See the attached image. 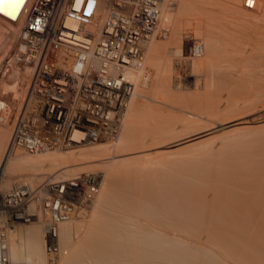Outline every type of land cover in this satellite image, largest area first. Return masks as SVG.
Masks as SVG:
<instances>
[{
  "label": "bare ground",
  "instance_id": "obj_1",
  "mask_svg": "<svg viewBox=\"0 0 264 264\" xmlns=\"http://www.w3.org/2000/svg\"><path fill=\"white\" fill-rule=\"evenodd\" d=\"M29 1L30 0H21V2L18 4V6H15V7H9V8H6L5 10L3 11H0V14L3 15L4 17L3 18H8L10 20H13V24L14 25V33L16 34L19 26H21L20 24L26 19L27 17V14H28V6H29ZM162 2H166V0H163ZM171 5L175 6L176 7V16L172 19L171 21V33L169 36H167L169 38L168 42H172L174 41V39L178 36L179 37V41H176V42H172L173 45L171 46H167L168 48L167 49H162L163 47L160 46L159 43L162 44V42H160V40L158 42H156L155 44L152 43L153 40L151 39L152 38V35L147 37V38H142L139 40V46H140V50H141V55H142V59L137 63H135L133 66H132V69H137V70H141V66L143 64V66L146 64L143 63V53L147 59V61L149 62L150 61V64L152 63L151 61H153V64L156 62L157 65L156 67L155 66H152V64L150 65L147 61V63L150 65V67H154V68H157V74H154L155 76L157 75V77L159 76V80H157L158 78H156V82L158 84V86L153 89L157 90L159 93L158 95H160L161 98H158L154 97V95L152 96L151 93H147V94H143L141 91V89H138L137 87H134V83H133V89L131 91V94L128 98V102H127V105L126 107L124 108V112H122L124 115L123 116V126H122V129H121V132H119L120 136L118 135V141L120 143H123V145H127V142L130 144V146H132L133 148L134 147H138L140 146V150L135 148V151H137L136 153H133L135 151H133L134 149L132 147H128V148H132V149H127L129 153L131 154H127L126 156L125 153H124V150L123 153V156L120 154V158L117 156L116 159L115 157L113 158V162H111L112 164L111 165H108V167L106 168L107 170V182L106 183H100L99 187L96 189L97 192L94 193L93 195V198L91 199V202H90V209L89 211L86 213V215H84L85 217H87V224H86V234L83 236V237H77L75 240L72 241L71 239V236H70V240L68 239L69 238V235H68V232L70 229L68 230L70 224L72 221L74 220H70L69 219H64V220H61L59 222H57V225H56V231H55V234H56V237L54 239V241L57 239L58 240V245H62L65 247L67 246L68 247V250L66 251V253L62 254V255H59L58 257V254H54V253H50V259L49 262L50 264H264V262H262V258H257L256 256H258V253L257 254H254V251L252 248L256 249L258 247H253L252 245V248H249V246L247 245L248 242H250L249 240L246 241V246L248 249H247V254L246 255H249L247 259L246 258V255L243 256L245 258V260L241 259V260H238V258L240 259V255L238 254H234V250L233 252L232 251H228L226 252V248L227 246L223 247L222 243L219 244L218 242H216L215 240L217 239H212V238H209L208 237V233L205 235V237H202L203 234H204V226H203V230L201 231L200 229L196 230V231H201L200 234H202V236L200 238H195L194 235H196V237L198 236L197 233H191L194 228H198V224L201 223V221L197 222V226L193 228V225H195V223L192 225L189 221V219H192V218H189L188 220L187 219H182V215L179 216L180 213L179 211L181 212H184V207L186 206V204L190 205L192 203L191 202V199H187L190 196L191 194L188 193V190H187V195L186 197L184 196H181L180 198L178 199H184L186 198L189 203H186L185 199H184V204L182 203L183 200L181 201H178V200H175L177 198H174L175 201L173 202H176L177 201L179 203L177 204H173V202L171 204H173L172 206L169 204L170 201L168 200L169 198L167 197L168 195H164L162 190L160 189L162 186V181L165 180L161 178V175L162 173H160V171L164 168V172H166V169H165V166L168 165V163L170 162L169 159H173L171 157H164L163 155L165 153H162V152H166V151H162L160 154L159 152L162 150L161 148H164V147H173V148H176L180 145V148L183 146L182 144L184 143H187L188 141L190 140H193L195 138H198V137H202L204 135H207L208 133H210V131L212 130H215V129H218V128H221L222 129L224 128L223 126L226 127V125H234V123H238L240 120H239V117L238 118H233L231 120H220V121H215L217 119V117L214 115V117L216 118L214 120V122L211 121V123H213V125L210 123V126L209 128H206L207 126H204V129H203V126H199V127H195L194 130L192 131H195L196 129H199L201 127V130H197L192 133H188L190 130H186L185 132V136H182V135H179L178 134V130H177V134H175L174 136H171L170 134V137L167 138H164L163 140L162 137H166L168 135H164V132L166 133L165 131V128L166 126H168L170 123H169V119L167 122H164V115L167 114H163L164 113V110H163V107L164 106H167L168 100H166L165 98L167 97H171L170 95H173L175 93H171L169 91V89H171V87L169 89H167L169 86L167 85H170L168 83L169 81V76L167 74H170L169 73V69L171 67H169V65L171 64L170 61L167 62L166 60L168 59H164L165 62L157 59L156 60V57L155 55H157L156 53H164V54H174V53H177V54H180L182 55L184 58L188 57L189 54L188 52L190 51V48L189 47H192L193 45H196L198 47V52H194L193 55H199V57L201 58L200 61L197 62V68L198 69V73H197V77L199 78L200 76H204L206 77V79L209 81H213L214 79L213 78H217L215 80H217V82H219L218 80H221L220 82L224 83L226 86L228 85H234V86H237V83H240V82H237V76L238 78L240 77V74L243 75V73H246V75L250 72L248 71H251V75L254 74L253 71H259L261 72V84L260 86H262L264 88V0H169L168 2ZM109 5V2L107 0H98V14H96L93 18V20L88 23V24H85V25H81V27L83 29H89V30H93L94 31V35L97 36L99 34V25H100V22H101V19L104 15V12L106 10V7ZM164 5V3H163ZM174 7V8H175ZM162 8V7H161ZM166 10V8H165ZM162 12V11H161ZM163 14V12H162ZM184 15H187L186 17L183 16ZM190 14V15H188ZM182 18H188L195 26H196V30L201 33V36H203L204 34V49L202 48V46L198 43H195L194 41H192V43L189 42V40L191 39H187V37L185 36H182L180 34V23L182 20ZM187 19V20H188ZM12 22V21H11ZM189 22V21H188ZM70 25H74L73 22L69 21L68 22ZM187 24V23H186ZM188 26V25H187ZM2 27V26H1ZM194 30V32L196 31ZM169 31V30H168ZM184 33H185V30H184ZM191 33V32H190ZM199 33L196 32V34L198 35ZM165 34V33H164ZM187 34V33H186ZM191 35V34H190ZM200 35V34H199ZM189 37V36H188ZM201 37V38H203ZM196 38V37H195ZM194 38V39H195ZM15 39V38H14ZM197 39V38H196ZM199 39V38H198ZM166 40V39H165ZM178 40V39H177ZM185 41L188 43H186L185 46L181 45V41ZM163 41V40H162ZM167 41V40H166ZM183 41V42H184ZM200 41V40H199ZM1 42V41H0ZM165 41H163L164 43ZM167 42V44H168ZM166 43V42H165ZM2 44V43H1ZM0 44V45H1ZM163 45V44H162ZM165 45V44H164ZM169 45V44H168ZM9 46V45H8ZM143 47V48H142ZM195 47V46H194ZM2 48V46H1ZM166 48V47H165ZM189 48V49H188ZM4 48H2L3 50ZM194 50H196V48H193ZM1 50V51H2ZM161 50H164L163 52H161ZM166 50V51H165ZM6 51V50H5ZM166 52V53H165ZM203 52H205V55H203ZM2 53V52H0ZM154 55V56H153ZM163 55V54H162ZM203 55V56H202ZM157 56H160V55H157ZM165 56V55H164ZM162 56V57H164ZM178 56V55H177ZM181 56V57H182ZM162 57H159V58H162ZM182 57V58H183ZM151 58V60L149 59ZM155 58V59H154ZM158 58V57H157ZM189 58V57H188ZM145 59V58H144ZM145 59V60H146ZM171 59V58H170ZM197 59V58H196ZM181 60V59H180ZM189 60V59H188ZM199 60V59H198ZM155 61V62H154ZM160 61V62H158ZM186 61V60H184ZM135 62V61H134ZM172 62V61H171ZM167 63H170L169 65H167ZM181 63V62H180ZM187 63V62H186ZM147 65V67L149 66ZM186 65V64H185ZM142 66V68H143ZM187 67V66H186ZM178 68V67H177ZM132 69L130 70L132 72ZM144 69V68H143ZM153 70V69H152ZM155 70V69H154ZM129 71V73H130ZM145 71V70H144ZM178 71V70H177ZM15 72V71H13ZM146 72V71H145ZM142 72H140V75H141ZM255 73V74H256ZM14 74V73H13ZM13 74H9V76L7 77V79H11L13 77L16 76H13ZM135 74V73H134ZM143 74V73H142ZM172 74V73H171ZM254 74V75H255ZM145 75V74H144ZM143 75V76H144ZM208 75V76H207ZM241 75V77H242ZM19 77V75H17ZM131 76V75H130ZM136 76V75H135ZM134 76V77H135ZM138 76V75H137ZM259 76V74H258ZM133 77V78H134ZM141 77V76H139ZM196 77V78H197ZM17 77H15L14 79H12L13 81L16 80ZM197 78V79H198ZM202 78V77H201ZM243 78V77H242ZM244 78H247V77H244ZM243 78V79H244ZM260 78V76H259ZM137 79V77H136ZM136 79H133V80H136ZM139 79V78H138ZM200 79V78H199ZM205 79V81H206ZM249 79V78H247ZM154 80V79H153ZM214 80V81H215ZM246 80V79H245ZM198 81V80H197ZM204 81V84H207L205 83ZM211 81V82H212ZM241 81V79H240ZM254 81V79H253ZM133 82V81H132ZM137 83L139 81H136ZM135 82V84H136ZM255 84H256V81H254ZM141 83V82H140ZM146 83V81H145ZM153 83H155V80L153 81ZM151 83V84H153ZM216 83V81H215ZM245 83V82H243ZM251 83V82H250ZM142 84V83H141ZM156 84V83H155ZM209 84V83H208ZM220 84V83H219ZM248 84V83H247ZM254 84V83H252ZM5 87V83L3 84ZM17 85V84H16ZM16 85H14V88L16 87ZM217 85V84H216ZM240 85V84H239ZM246 85V83H245ZM8 86V85H7ZM6 86V87H7ZM135 86H138L137 84ZM140 86V85H139ZM179 86V85H178ZM208 86V85H207ZM244 86V85H243ZM243 86H240L242 88L241 91H243ZM257 86V85H256ZM13 87V86H11ZM142 87V86H140ZM197 87V86H196ZM215 87V86H214ZM217 87V86H216ZM231 87V86H230ZM229 87V88H230ZM253 87V86H252ZM255 87V86H254ZM206 88V87H205ZM209 88V87H208ZM213 88V86L211 87ZM221 88V87H220ZM246 88H248V86L246 85ZM251 88V86H250ZM13 89V88H12ZM16 89V88H15ZM145 89V88H144ZM149 89V88H148ZM152 89V93L155 91ZM197 89V88H196ZM201 89V87H200ZM249 89V88H248ZM256 89V88H254ZM151 90V89H150ZM204 90V88H203ZM220 90V89H219ZM230 90V89H229ZM238 90V89H237ZM245 90V88H244ZM258 90V89H257ZM17 91V90H16ZM14 91V92H16ZM144 91V90H143ZM201 91V90H200ZM215 91V90H214ZM236 91V90H235ZM252 91V90H251ZM256 91V90H255ZM145 92V91H144ZM147 92V91H146ZM233 92V91H232ZM244 92V91H243ZM155 93V92H154ZM189 93V92H188ZM192 93V92H191ZM200 93V92H198ZM195 92V94H198ZM205 93V91H204ZM209 93V92H207ZM207 93H205L207 95ZM219 93V92H217ZM242 93V92H241ZM247 93V92H246ZM183 94V93H181ZM185 94V92H184ZM183 94V95H184ZM210 94V93H209ZM224 94V93H223ZM228 94V93H227ZM233 94V93H232ZM231 94V95H232ZM240 94V93H239ZM238 94V96H240ZM249 94V93H248ZM256 94V93H255ZM262 94V93H261ZM157 95V96H158ZM177 95V94H175ZM188 95V94H187ZM217 95V94H216ZM235 95V94H233ZM244 95H246L244 93ZM182 96V95H181ZM186 96V94L184 95ZM184 96L183 98L181 99H184ZM201 96V95H199ZM212 96V94H211ZM215 97V95H213ZM212 96V97H213ZM237 96V94H236ZM235 96V97H236ZM237 98L239 99L240 97ZM254 96V95H253ZM257 98L260 97L258 96V93L257 95H255ZM173 97V96H172ZM171 97V98H172ZM175 97V96H174ZM178 97H179V94H178ZM192 97V96H190ZM202 97V96H201ZM206 97V96H205ZM209 97V95L207 96ZM249 97V96H248ZM164 98V100H163ZM186 98V97H185ZM189 98V96L187 97ZM195 98H198L195 97ZM221 98V96H220ZM229 98V96L227 97ZM226 98V99H227ZM245 98V96H244ZM168 99V98H167ZM175 99H178L177 96ZM181 99H179L181 101ZM200 99V98H199ZM203 99V97H202ZM215 99V98H214ZM217 99V98H216ZM235 99V98H234ZM243 99V97H242ZM247 99V98H246ZM261 99V98H260ZM145 101L143 102V105L141 102L139 101ZM192 100V99H191ZM207 100V98H205V101ZM223 100V99H222ZM221 100V101H222ZM231 100V99H229ZM241 100V98H240ZM252 100V99H251ZM211 101V100H210ZM263 101V99H262ZM261 101V102H262ZM151 104V108L149 106V109H147L146 107L147 106V103ZM171 102V101H170ZM169 102V103H170ZM188 102V100H187ZM186 102V103H187ZM204 102V101H203ZM202 102V103H203ZM207 102V101H206ZM213 102V101H212ZM212 102H211V105H212ZM219 102V101H218ZM225 102H227V100H225ZM254 102V101H253ZM172 103V102H171ZM180 103V102H179ZM192 103V102H191ZM200 103V107L201 105V102ZM214 103V102H213ZM252 103V102H251ZM12 103H10L11 105ZM146 104V107L145 105ZM207 103H205L206 105ZM237 104V103H236ZM248 104V103H247ZM246 104V106H247ZM250 104V102H249ZM248 104V105H249ZM254 104V103H253ZM263 104V103H262ZM185 105V104H184ZM207 105H210V103H208ZM219 105H220V102H219ZM218 105V107H219ZM234 105V104H233ZM239 105V104H238ZM237 105V106H238ZM251 105V104H250ZM255 105V104H254ZM153 106L156 107L155 110H153ZM177 106V105H176ZM198 106V104L196 105ZM213 106V105H212ZM211 106V107H212ZM225 106V104H224ZM232 106V105H230ZM229 106V108H231ZM236 106V107H237ZM244 106V105H242ZM261 106V105H260ZM169 107V106H168ZM171 107V106H170ZM181 107H182V104H181ZM194 107V106H193ZM192 107V108H193ZM199 107V106H198ZM199 107V108H200ZM203 107V106H202ZM210 107V106H209ZM252 107V106H251ZM259 107V106H258ZM172 108V107H171ZM197 108V107H196ZM206 108V107H204ZM220 108V107H219ZM218 108V109H219ZM228 109V107H226ZM225 108V110H226ZM242 108V107H241ZM247 108V107H246ZM254 108V106H253ZM217 109V111H218ZM224 109V107H223ZM240 109V108H239ZM249 108H247V111H248ZM252 109V108H251ZM257 109V108H256ZM263 109V108H262ZM196 110V109H195ZM204 110V109H203ZM211 110V109H210ZM229 110V109H228ZM231 110V109H230ZM229 110V111H230ZM234 110V108L232 109ZM183 111H186V110H183ZM224 111V110H223ZM227 111V113L229 112ZM245 111V110H244ZM260 111V110H259ZM206 112H208L206 110ZM205 112V113H206ZM212 112V111H211ZM216 112V111H215ZM219 112V111H218ZM222 112V111H221ZM226 111H224V114H225ZM236 112H240L239 110L238 111H235ZM243 112V111H242ZM249 112V111H248ZM204 113V111L202 112ZM233 113V112H232ZM235 113H233L235 115ZM244 113V112H243ZM230 114V113H229ZM228 114V115H229ZM248 114V113H247ZM254 114V113H253ZM169 115V113H168ZM171 115V114H170ZM169 115V116H170ZM202 115V114H201ZM231 115V114H230ZM229 115V116H230ZM242 115V114H241ZM246 115V114H245ZM173 116V115H171ZM170 116V117H171ZM227 116V115H226ZM227 116V117H229ZM233 116V115H232ZM236 116H238L236 114ZM244 116V115H242ZM264 116V115H263ZM207 117V116H206ZM213 117V119H214ZM225 117V116H224ZM223 117V118H224ZM260 117H262L260 115ZM176 118V117H175ZM174 118V119H175ZM222 118V119H223ZM166 119V117H165ZM174 119H170V122L171 120L174 122ZM211 119V118H210ZM243 119V118H242ZM254 119V118H253ZM176 120V119H175ZM185 120V119H184ZM195 120V119H194ZM247 120V119H246ZM264 120V119H262ZM7 120H4V121H0V182L2 181V185L5 186V187H8L9 185L11 186H15L17 182V180L19 178H23V181L26 179H30V180H38L40 178L41 180V175L43 176V173H46L48 172L46 169V171H44V168L45 166L43 165H46V166H56L55 164H59L61 161L65 162L66 164H64V166L62 165V168H63V172L64 170L65 171H72V170H76L78 168H82L84 165H86V163H91V161H94L95 162H100L102 160L99 159V157H97V159H93L95 157V155L97 156L96 153H101V148H103L102 146L103 145H100L99 143V146H95L90 149H87L84 150V149H81L80 148V151L78 150L77 152H75L76 150H72L70 152H61V153H55V152H48V149H42V150H38V151H34V152H29L31 154V156H27V153L26 155L24 153H18L16 152V150H13V151H10V152H6V147L3 150L4 148V143L6 144V138H7V135L9 134V123L6 122ZM167 123L166 125L164 123ZM182 122L181 125L183 126H186V123L187 121L185 122V125H184V121H180ZM204 122V121H203ZM209 122V121H208ZM207 122V124H208ZM252 122V121H251ZM176 122H174L175 124ZM196 123V122H195ZM194 123V124H195ZM249 123V122H248ZM180 124V123H179ZM199 124V123H198ZM206 124V125H207ZM261 124V123H260ZM259 126H262L260 125ZM263 124V123H262ZM122 125V123H121ZM165 125V126H164ZM172 125V123H171ZM189 125V121H188V124ZM200 125H202V122L200 123ZM205 125V123H204ZM254 125V124H253ZM255 125H258V124H255ZM164 126V127H163ZM175 125H173L174 127ZM190 126V125H189ZM188 126V127H189ZM209 126V124H208ZM243 126V125H242ZM242 126H238L240 127L239 129H241ZM247 127L249 126L248 124L246 125ZM251 126V125H250ZM170 127V126H168ZM168 127L166 128L167 131H170V128L168 129ZM180 127V125H179ZM183 128V127H182ZM234 128V127H232ZM244 128V127H243ZM242 128V129H243ZM188 129V128H187ZM238 129V128H236ZM238 129V130H239ZM249 129V128H248ZM141 130H144L143 131V134H142V131ZM146 130V131H145ZM171 130H175L174 128H172ZM226 130V129H224ZM228 130V129H227ZM235 130V129H234ZM233 130V131H234ZM237 130V131H238ZM253 130V132L257 131L254 129H251ZM251 130H249L251 132ZM263 131L264 129H262L260 127V129L258 130L259 131ZM141 131V134L139 132ZM176 131V130H175ZM184 131V130H183ZM231 132H233L232 130H230ZM230 131H227L226 133L228 134V132ZM243 131V130H242ZM245 131V130H244ZM243 131V132H244ZM260 131V132H261ZM147 134V132H149V135H145L144 134ZM155 133V134H152V133ZM162 132H163V135L162 136ZM191 132V131H190ZM221 132V131H220ZM264 132V131H263ZM76 133L77 132H74V136H76ZM139 133V135H138ZM169 132H167L168 134ZM176 133V132H175ZM222 133V132H221ZM225 133V131H224ZM239 133V132H238ZM247 133V132H245ZM173 134V133H172ZM182 134V133H180ZM190 134V135H189ZM233 134V133H232ZM241 134V133H240ZM250 134V133H249ZM255 133H252L250 134V137H253L256 135H254ZM264 134V133H263ZM144 136H148L149 140L148 142H146V138L144 139ZM214 135V134H213ZM217 135V134H216ZM221 135L220 133L218 134V136ZM229 135V134H228ZM239 135V134H238ZM253 135V136H251ZM209 136V135H208ZM232 136V135H231ZM237 136V135H236ZM242 134L240 135V138H241ZM247 138L248 135H246ZM264 136V135H263ZM207 137V136H206ZM214 137V136H213ZM258 137V136H257ZM203 138V137H202ZM200 138V140L202 139ZM208 138V137H207ZM206 138V139H207ZM210 138H211V135H210ZM226 138V137H225ZM225 138L223 139L224 142L226 143L227 141H229L230 139L228 138V140L225 141ZM232 138V137H230ZM243 138V137H242ZM246 138V137H244ZM243 138V139H244ZM112 139V138H111ZM167 139V140H165ZM205 137L202 139V142H204L205 140ZM212 139V138H211ZM227 139V138H226ZM234 139V137H233ZM235 139H239V136H237V138L235 137ZM233 140L234 142L236 140ZM259 139V138H258ZM198 140V139H197ZM200 140L198 142H200ZM204 140V141H203ZM220 140V139H219ZM222 140V138H221ZM222 140V141H223ZM232 140V139H231ZM246 140V139H244ZM253 140V139H252ZM262 140V138L260 139ZM212 141V140H211ZM214 141V140H213ZM217 141V140H216ZM215 141V142H216ZM232 141V144H234ZM239 141V140H237ZM251 141V140H250ZM92 141H89V143H91ZM117 142V141H116ZM126 142V144H124ZM190 142H193L192 144L194 145L196 141H190ZM220 144H222L221 141H219ZM223 142V144H224ZM230 142V141H229ZM229 142H227L229 144ZM243 142V141H242ZM256 142V141H255ZM259 142V141H258ZM257 142V143H258ZM147 143V144H146ZM208 143V144H207ZM239 143V142H238ZM253 143V142H252ZM263 143V142H262ZM261 143V144H262ZM78 144H83V143H78V142H74L72 145H77L79 147ZM146 144V145H144ZM191 144V143H189ZM199 144V143H198ZM204 144V145H203ZM201 146V144H199L198 148L201 146L202 149L204 150L205 148H208V149H211L212 148V151L210 152L209 150V153H213V151L215 150L213 148V146H210V145H213V144H210L209 142H204ZM208 146H206V145ZM222 144V145H223ZM228 144L224 145L227 146ZM256 144V143H255ZM264 144V143H263ZM262 144V145H263ZM108 145V144H107ZM121 145V144H119ZM182 145V146H181ZM187 144H184V147L187 148V147H190L191 145H188L187 147ZM218 145V144H217ZM245 145V143L243 144ZM253 145V144H252ZM262 145H261V148H262ZM93 146V145H92ZM106 146V144H105ZM104 146V147H105ZM229 146V145H228ZM239 146V145H238ZM247 146V145H246ZM258 146V145H257ZM107 147V146H106ZM105 147V148H106ZM118 147V146H117ZM205 147V148H203ZM221 149H222V146L220 145ZM240 147V146H239ZM243 147V146H242ZM251 147V146H250ZM249 147V149H250ZM259 147V146H258ZM257 147V148H258ZM87 148V147H86ZM116 148V147H115ZM127 148V147H126ZM171 148V149H173ZM178 148V149H180ZM196 149V146L194 147ZM193 148V149H194ZM219 147L217 146L216 149H218ZM233 148V147H232ZM256 148V149H257ZM123 149V148H122ZM137 149V150H136ZM183 149V148H182ZM192 150V147L189 148L188 152L190 153V151ZM201 149V148H200ZM224 149V148H223ZM222 149V150H223ZM239 149V148H238ZM238 149H236V151H238ZM254 149V148H252ZM47 151L45 153H42V154H37L39 153L40 151ZM117 150H120L119 148ZM169 150V149H168ZM174 150V149H173ZM201 150V152L203 151ZM207 150V149H206ZM204 150V151H206ZM225 150V149H224ZM100 151V152H99ZM126 151V149H125ZM170 151V150H169ZM183 151V150H182ZM185 151H187L185 149ZM183 151V152H185ZM194 151V150H193ZM196 153H197V149L195 150ZM253 151V150H252ZM251 151V149L249 151H244L243 153L246 154V156H244V154L242 155V157H246V159H244L246 161H244V164H249L247 163L248 159L249 161L252 159L254 163V159L253 157L250 159L248 156H255V158H257V156H261L264 151L262 152V154L260 155L258 152H255V155H252L253 152ZM260 151V150H259ZM27 152V151H25ZM89 153V154H95L94 157H92V160L88 159V160H81V161H78L77 162H72L70 164H67L69 161H71L72 158H75L78 159L76 157V155L79 157V153ZM105 152V151H104ZM103 152V153H104ZM173 152V151H171ZM198 152H199V149H198ZM220 152L219 149L217 150V153ZM222 152V151H221ZM225 152V151H224ZM228 152V151H227ZM246 152V153H245ZM250 152V153H249ZM252 152V154H251ZM102 153V154H103ZM110 153V152H109ZM116 153V152H115ZM127 153V152H126ZM167 153V152H166ZM193 153V152H192ZM194 153L193 155H199L198 158L202 157V154L204 153H201V154H196ZM207 153V152H206ZM207 153V154H209ZM230 153V152H229ZM242 153V151H241ZM240 153V154H241ZM247 153L251 154L247 156ZM258 153V154H256ZM32 154H34L35 156H32ZM108 154V153H107ZM111 154V153H110ZM117 154V153H116ZM160 156H159V155ZM178 154V153H177ZM185 153H182V154H178L179 156L183 155ZM188 154V153H187ZM186 154V155H187ZM215 154V153H213ZM82 155V154H81ZM90 155V156H91ZM105 156V153L103 154ZM118 155V154H117ZM145 156L146 160H145V165L143 167L136 163V162H141V157ZM191 157L192 155L189 154ZM205 155V154H204ZM203 155V156H204ZM212 155V154H211ZM217 156V154H215ZM230 155V154H229ZM232 155H235L232 154ZM83 157H87L85 155H82ZM99 156V155H98ZM101 156V155H100ZM185 156V155H184ZM188 156V155H187ZM210 155H208L209 157ZM213 158H214V155H212ZM212 156H210V158H212ZM225 156V155H224ZM223 156V157H224ZM237 156V155H235ZM264 156V154H263ZM81 157V156H80ZM102 157V156H101ZM111 157V155H110ZM174 158L176 157L175 155L173 156ZM200 157V158H201ZM207 156H205L206 158ZM207 157V158H208ZM221 157V158H223ZM241 157V158H242ZM248 157V158H247ZM262 157V156H261ZM260 159L262 160L263 158ZM74 158V160H75ZM117 158L119 160H117ZM178 158V157H177ZM176 158V159H177ZM184 158V157H183ZM183 158L182 156L180 157V159L183 161ZM193 160H196L193 156H192ZM198 159V160H201L202 159ZM203 159H205L204 157H202ZM209 158V159H210ZM212 158V159H213ZM218 159L220 158V155L219 157H217ZM220 158V160H221ZM70 159V160H69ZM86 159V158H85ZM119 163L118 165L116 164L117 162ZM179 159V158H178ZM188 158H185L184 160H187ZM230 160V157L227 158V160L225 161H228ZM238 159V158H237ZM243 159V158H242ZM109 160V159H107ZM111 160V159H110ZM192 160V159H190ZM188 160V161H190ZM207 160V159H206ZM214 160V159H213ZM224 160V159H222ZM232 160V159H231ZM232 164L233 161H231ZM234 160V159H233ZM259 160V157L258 159ZM68 161V162H66ZM104 161V159H103ZM102 161V162H103ZM178 161V160H177ZM180 161V160H179ZM181 161V162H182ZM211 161V160H210ZM217 162H219L218 160H216ZM236 161V159L234 160V162ZM241 161V160H239ZM236 162L235 164H239L241 165L242 162L239 163ZM108 163V161H106ZM134 162V163H133ZM180 162V163H181ZM184 162V161H183ZM182 162V163H183ZM194 162V161H193ZM190 163L189 162L187 163L188 166L194 164V163ZM196 162V161H195ZM199 162V161H197ZM196 162V163H197ZM204 165H206L208 163V161L205 163L204 160L202 161ZM215 162V160H214ZM229 162V163H230ZM107 163L105 165H107ZM110 163V162H109ZM127 163V164H126ZM128 163H132L130 167H127L129 166L130 164ZM142 163V162H141ZM170 163H173L172 161ZM175 164H173L172 166L176 165V160L174 161ZM178 163L177 166L178 167V172H180L179 170L181 169L180 166L183 165V164H180ZM201 163V162H200ZM213 163V162H211ZM211 163H208V164H211ZM228 163V164H229ZM253 163H250V165H253ZM121 164V165H120ZM135 164V165H134ZM138 164V165H137ZM180 164V165H179ZM202 164V163H201ZM222 164V163H221ZM227 164V163H226ZM227 164V165H228ZM234 164V165H235ZM254 164H259V161L255 162ZM263 164V163H261ZM60 165V164H59ZM104 165V166H105ZM124 165V167L122 166ZM127 165V166H126ZM165 165V166H164ZM215 165V164H212V166ZM231 165V163H230ZM229 165V166H230ZM233 165V166H234ZM236 165V166H237ZM245 165V166H246ZM95 166V165H94ZM137 166V167H136ZM170 166V165H169ZM168 166V167H169ZM171 166V167H172ZM184 166V165H183ZM186 166V164H185ZM187 166V167H188ZM194 167V169L192 167H189V169H193L195 171V169L198 171L197 167L198 166V163H197V166L195 165H192ZM203 166V165H202ZM208 166V165H207ZM206 167H202V170L203 168L206 169ZM210 166V165H209ZM211 166V168H212ZM218 166H223L222 165H219L217 164V166L215 167H218ZM242 166V165H241ZM248 166V165H247ZM246 166V167H247ZM259 166V165H258ZM264 166V165H263ZM48 167V168H49ZM58 167V166H57ZM56 167V168H57ZM61 167V166H60ZM60 167H58L57 169H59ZM85 167V166H84ZM170 167V168H171ZM199 167V166H198ZM228 166H226L224 164L223 167L219 168V169H224L223 171L225 172L227 170ZM232 167V166H230ZM47 168V167H46ZM53 168V167H51ZM180 168V169H179ZM210 168V167H209ZM210 168V169H211ZM234 169H230L229 168V173L231 170H234V171H237V173L241 172V170L244 168L241 167V170L239 171L238 168L239 166L237 167V169L235 170V166L232 167ZM258 169L259 167H256L255 165V168L254 169ZM172 169V168H171ZM173 169H175V167H173ZM183 169H186L185 167ZM182 170L181 173H185L184 175L186 176V173L189 171H185V170ZM209 169V170H210ZM249 170H251L250 172H255V170L253 168H249ZM60 170V169H59ZM87 170V169H86ZM169 169L167 168V171ZM192 170V172L190 173H194V171ZM201 170V169H200ZM247 170V169H245ZM243 169V172L245 171ZM260 170V168H259ZM174 171L176 172V169L173 170L172 172L169 170L168 172L169 173H174ZM191 171V170H190ZM207 171V170H206ZM212 171V170H210ZM258 170H256V173H257ZM62 172V170H61ZM163 172V171H161ZM163 172V173H164ZM201 172V171H200ZM219 172V171H218ZM222 172V171H221ZM223 172V173H224ZM248 172L245 171V175L243 176H246V173ZM60 173V172H59ZM202 173V172H201ZM200 173V174H201ZM211 173V172H210ZM222 173V174H223ZM242 173V172H241ZM240 173V174H241ZM259 173H261L262 176H264V170L262 169L260 172H258L257 175H259ZM198 176H200V174L197 172ZM215 174V173H214ZM219 174V173H218ZM231 174V173H230ZM233 174V173H232ZM235 174V172H234ZM248 174V173H247ZM254 173H252L251 175H253ZM55 175V174H53ZM163 175H168L167 174H163ZM171 175V174H170ZM174 175H177V173ZM193 174H191L190 176H192ZM209 175V174H208ZM207 175V176H208ZM213 175V174H211ZM224 175V174H223ZM222 175V178H226L227 176H223ZM228 175V174H227ZM250 175V174H249ZM249 175L247 177H249ZM256 174H254L255 176ZM260 175V176H261ZM172 176V175H171ZM178 176V175H177ZM182 176V175H181ZM189 176V175H187ZM194 176V175H193ZM196 176V174H195ZM206 176V175H205ZM204 176V177H205ZM210 176V175H209ZM238 176V175H237ZM259 176V177H260ZM261 176V179L257 182L258 184H256V188H252L251 190H256L257 187L259 189V187H261V183L262 181H264V177ZM53 177V176H52ZM56 177V176H55ZM104 177V176H103ZM164 177V176H162ZM169 177V182L168 184H170L172 180V178L170 176ZM168 177H164V178H168ZM176 177V176H174ZM179 177H180V174H179ZM179 177H176V178H179ZM202 177V174L200 176V178ZM217 179L215 178V175H213V178H215L216 180L219 179L220 176H216ZM235 178V176H233ZM253 176H251V179H247V181H253L252 179ZM18 178V179H17ZM43 178V177H42ZM65 178V177H64ZM63 178V179H64ZM187 178V177H186ZM192 178V177H191ZM193 178H197V177H193ZM198 178V179H200ZM222 178L220 177V179L222 180ZM237 178V177H236ZM239 178H241V175L239 176ZM245 178V177H243ZM174 179V178H173ZM182 179V178H181ZM180 179V180H181ZM183 179H184V176H183ZM189 179V178H188ZM187 179V180H188ZM196 179V180H198ZM205 179V178H204ZM209 179V178H208ZM211 179V178H210ZM219 179V180H220ZM229 176L227 177V180H229ZM233 179V178H232ZM45 180V179H44ZM58 180V179H57ZM106 180V178H105ZM177 180L179 179H176L175 181V184L173 187H175L176 185V182ZM190 180V179H189ZM192 180V179H191ZM39 181V180H38ZM54 181V179H53ZM182 181V180H181ZM180 181V182H181ZM193 181H195V179H193ZM205 182V180H203ZM224 181V179L222 180ZM234 181V180H233ZM237 183L239 184V181H242L243 183L242 184H246V182L244 183V180H236ZM255 181H257L255 179ZM255 181H253V184L255 183ZM166 182V181H165ZM164 182V184H165ZM183 182V181H182ZM181 182V183H182ZM189 183L187 182L186 180L184 181V183ZM199 182V180H198ZM219 182V181H218ZM227 182V181H226ZM224 181L223 184L226 183ZM202 180H201V184H202ZM211 183V182H209ZM229 183V182H227ZM233 182H231L232 184ZM236 183V182H234ZM236 183V184H237ZM252 183V182H251ZM29 184V183H28ZM162 184V185H164ZM177 184H179L177 182ZM206 185H208L207 183H205ZM203 184V185H205ZM217 184V183H216ZM222 184V182H221ZM252 184V185H253ZM264 184V183H263ZM166 185V184H165ZM164 185V186H165ZM196 185V183H195ZM203 186V187H207V186ZM212 185V184H211ZM220 185V184H219ZM227 185V184H226ZM225 185V186H226ZM258 185V186H257ZM11 186H9L11 188ZM172 186V185H171ZM179 186V185H178ZM185 186V185H184ZM187 186V185H186ZM189 186V185H188ZM191 186L193 187L194 184H191ZM210 186V185H209ZM216 187V185H214ZM229 186V185H228ZM234 185H231L229 187H233ZM236 186V185H235ZM239 186V185H238ZM237 186V187H238ZM263 186V185H262ZM168 187V185L166 186ZM180 187L182 188V186L180 185ZM190 187V186H189ZM199 187V186H198ZM250 187V186H249ZM170 188V187H169ZM168 188V189H169ZM191 188V187H190ZM202 188V187H201ZM200 188V189H201ZM235 188V187H234ZM173 189V188H171ZM196 189V188H195ZM206 189V188H205ZM209 189V187H208ZM211 189V187H210ZM224 189V188H223ZM222 189V190H223ZM227 189V188H226ZM225 189V190H226ZM236 189V188H235ZM248 189V188H247ZM250 189V188H249ZM263 189V188H262ZM170 190V189H169ZM168 190V191H169ZM175 190V188L173 190H170L169 192H173ZM179 190V189H178ZM177 190V191H178ZM181 190V189H180ZM179 190V191H180ZM198 190V189H197ZM215 190V189H214ZM233 190V189H232ZM232 190H229L232 192ZM167 191V192H168ZM182 191V194H183V189L181 190ZM212 192V189L210 190ZM209 191V192H210ZM228 190H226L227 192ZM235 190H233L234 192ZM243 191V190H242ZM246 190H244L243 192H245ZM250 191V190H249ZM248 191V192H249ZM6 191H3L0 189V207H5V213L7 214L8 216V220H10L7 225L8 227L10 228V233H5V237L2 235V233L4 234V232H1L0 231V252H1V260H3L2 262L5 264L7 263V259L9 258H5L6 257V253L7 252H11L15 249L16 247V221L18 223L17 225V229H18V232L20 234H22L26 240V242H28V246H30V249H33L34 251L36 252H39L42 250V247L44 244L43 242V230L45 229V224L43 222V220L41 219L40 215H39V212L37 215H34L35 213H31L30 210L27 208V209H21L20 211H16V203L15 202H7L6 199H4V194H5ZM176 191H174L172 194H176L175 197L177 196V193H175ZM186 192V191H185ZM197 192V191H196ZM201 192V191H200ZM207 192V191H205ZM214 192V191H213ZM222 192V191H221ZM232 192V193H233ZM242 192V194H244ZM251 193L253 191H250ZM250 192L248 194H250ZM260 192V191H258ZM180 193V192H179ZM192 193V192H191ZM202 193V192H201ZM216 193V191H215ZM214 193V195H215ZM239 192H236L235 193V196L237 194L238 198H239V195H238ZM254 194L256 192H253ZM171 193L169 194L170 196L172 195ZM207 194V193H205ZM230 194V192H229ZM248 194H246L248 196ZM262 194V193H261ZM213 195V194H212ZM228 195V193H227ZM226 195V196H227ZM234 195V194H233ZM245 195V197H246ZM252 195V194H251ZM258 196V193L256 194ZM263 195V194H262ZM194 196V195H193ZM192 196V197H193ZM199 196V195H198ZM205 196V195H204ZM244 196V195H243ZM255 196V195H254ZM253 196V197H254ZM264 196V195H263ZM261 196V197H263ZM183 197V198H182ZM191 197V198H192ZM208 197V196H207ZM220 197V196H219ZM228 197V196H227ZM244 197V199H245ZM259 196V198H256V204H253L251 205V207H253L254 205L255 206H259V199L261 198ZM200 198V197H199ZM198 198V199H199ZM209 198V197H208ZM207 198V199H208ZM216 198V197H215ZM236 198V197H235ZM247 198V197H246ZM255 198V197H254ZM254 198L253 200L251 199L250 202L254 201ZM193 199V198H192ZM203 199V198H202ZM206 199V198H205ZM217 199V198H216ZM250 199V198H249ZM229 200V198L227 199ZM226 200V201H227ZM263 200V199H261ZM260 200V201H261ZM200 201V200H199ZM212 201V200H211ZM232 201V200H231ZM241 201V200H240ZM207 202V200H206ZM216 202V201H215ZM236 201H234L233 203H235ZM221 203V202H220ZM224 203V202H223ZM222 203V204H223ZM226 203V202H225ZM232 203V204H233ZM249 204V202H247ZM246 203V204H247ZM254 203V202H253ZM262 203V202H261ZM213 204V203H212ZM211 204V205H212ZM238 204V203H237ZM236 204V205H237ZM247 204V205H248ZM251 204V203H250ZM249 204V206H250ZM184 205V207H183ZM229 205V204H228ZM264 205V204H262ZM261 205V206H262ZM206 206L208 207V205L206 204ZM230 206V205H229ZM239 206V205H238ZM241 206V204H240ZM248 206V207H249ZM191 206L189 207H185V208H190ZM197 208V205L195 206ZM200 207V206H198ZM226 207V205H225ZM235 208V206H232ZM237 207V206H236ZM264 207V206H263ZM262 207V209H264ZM192 208V207H191ZM223 207H220V209H222ZM233 208V210H234ZM250 208V207H249ZM186 209V210H187ZM194 209V207H193ZM226 211L229 210L224 208ZM236 209V208H235ZM238 209V208H237ZM251 209V208H250ZM258 209V208H257ZM24 210V211H23ZM185 210V211H186ZM196 210V209H194ZM194 210H191L193 212H195ZM205 210V209H204ZM204 210H200L201 211V214ZM215 210V209H214ZM240 210V208H239ZM242 210V209H241ZM254 209H252L251 211H253ZM169 211V213L167 212ZM190 209H188V213H189ZM199 211V209L197 210ZM196 211V215H199L198 212ZM199 211V212H200ZM250 211V218H251V212ZM258 211V210H257ZM3 212V211H2ZM125 212V214H123ZM223 212V211H222ZM229 213H231V211H228ZM226 212V213H228ZM187 213V212H185ZM206 213V212H204ZM203 213V214H204ZM208 213V211H207ZM212 213V212H211ZM225 213V214H226ZM239 213V212H238ZM248 213V212H247ZM254 213V212H253ZM256 213V211H255ZM254 213V215H256ZM84 214V212H83ZM139 214L142 216L143 214V218L145 219L144 222H141L137 219V217H139ZM178 214V216H177ZM182 214V213H181ZM193 215V213H191ZM200 214V215H201ZM246 214V213H245ZM137 215V216H136ZM186 215V214H185ZM185 215H183V218L185 217ZM189 215V214H188ZM205 215V214H204ZM210 215V213H209ZM207 215V217L209 218L210 216ZM230 215V214H229ZM187 216V215H186ZM203 216V215H202ZM213 216V215H212ZM228 216V215H227ZM232 216V215H231ZM253 216V215H252ZM180 217V219H179ZM200 217V216H199ZM206 218V215L204 216ZM215 217V216H213ZM218 217V216H217ZM225 217V216H224ZM142 218V217H141ZM142 218V219H143ZM188 218V216H187ZM195 218V217H194ZM203 218V217H201ZM200 218V219H201ZM205 218L203 221H205ZM207 220L210 222V218ZM216 218V217H215ZM245 218V217H244ZM254 218V217H253ZM83 219V218H82ZM198 219V218H195V220ZM228 219V217H227ZM36 222V224L38 223V225L40 224V226H36L35 224L33 225V223L35 222H32L34 221ZM81 220V219H80ZM85 220V219H84ZM83 220V221H84ZM206 220V222H207ZM218 220V219H217ZM224 220V219H223ZM238 220V219H237ZM246 220V219H245ZM202 221V222H203ZM216 221V219L213 218V221L214 222ZM225 221V220H224ZM253 221V219H252ZM29 222H32L31 224H29ZM78 222V221H77ZM194 222V221H192ZM196 222V221H195ZM223 222V221H222ZM226 222V221H225ZM244 222V221H243ZM250 219H249V223H250ZM264 222V221H263ZM3 223V222H2ZM79 223V222H78ZM84 223H86V221H84ZM221 223V222H220ZM219 223V224H220ZM242 223V222H241ZM253 223V222H252ZM77 224V223H76ZM81 224V223H80ZM202 224V223H201ZM200 224V225H201ZM205 224V222H204ZM212 224V223H211ZM218 224V222L216 223ZM224 224V223H223ZM227 224V223H226ZM233 224V223H232ZM239 224V223H237ZM235 225L236 227L238 225ZM78 225V224H77ZM203 225V224H202ZM210 225V224H209ZM207 225V228L208 226ZM215 225V224H214ZM240 225V224H239ZM81 227L83 226V224L80 225ZM85 226V224H84ZM212 226V225H211ZM221 226V224L219 225ZM217 225V227H219ZM232 226V225H230ZM234 226V227H235ZM244 226L245 225V222H244ZM5 227V226H4ZM40 227V228H39ZM75 228L79 227V226H74ZM201 228V226H199ZM235 227V228H236ZM211 228H214L211 227ZM234 228V229H235ZM252 228V227H251ZM253 228H254V225H253ZM257 227H255L256 229ZM184 229H193L190 233L191 235L194 234L193 236H189L190 233H187L189 235H182L181 232L182 230L185 231ZM210 229V227H209ZM216 229V227H215ZM218 229V228H217ZM233 229V230H234ZM243 227L241 226L240 230L242 231ZM250 229V228H247V230ZM81 230V229H80ZM212 230V229H211ZM210 230V231H211ZM214 230V229H213ZM211 231V232H214V231ZM239 230V229H238ZM239 230V231H240ZM253 230V229H252ZM251 230V231H252ZM258 230V228H257ZM217 231V230H216ZM249 231V230H248ZM256 231V230H255ZM6 232V231H5ZM76 232V231H75ZM80 232V231H79ZM189 232V231H188ZM195 232V230H194ZM208 232V231H207ZM210 232V233H211ZM219 233L217 235H222L220 234V231H218ZM228 232V231H227ZM250 232V231H249ZM248 232V233H249ZM73 233V232H72ZM184 233V232H182ZM199 233V232H198ZM209 233V234H210ZM216 234V232H214ZM230 233L232 234V232L230 231ZM235 233H236V230H235ZM234 233V234H235ZM241 233V232H239ZM246 233V234H248ZM18 234V235H20ZM80 234V233H79ZM83 234V233H82ZM213 234V233H212ZM211 234V235H212ZM214 236H217L215 235ZM225 235L226 232L224 233ZM238 234V233H237ZM242 234H245V232H243ZM251 234V233H250ZM253 234V232H252ZM21 235V236H22ZM210 235V237H211ZM224 235V236H225ZM77 236V235H76ZM79 236V235H78ZM81 236V235H80ZM186 236V237H185ZM200 236V235H199ZM198 236V237H199ZM213 236V235H212ZM213 236V238H214ZM228 236V235H227ZM226 236V237H227ZM239 236V235H238ZM243 236V235H242ZM251 236V235H250ZM194 237V238H193ZM220 237V236H219ZM223 237V235H222ZM221 237V238H222ZM222 238V240H224L225 243H228L227 241H229L227 238L230 237L229 239H231L232 235L231 236H228L227 238ZM249 237V236H248ZM22 238V237H21ZM233 238V237H232ZM236 239H238V237H234V239H232L231 241H234ZM261 238V237H260ZM264 238V237H263ZM227 241H226V240ZM239 239H241V235L239 237ZM249 239V238H248ZM252 239V238H251ZM256 239V238H254ZM262 239V238H261ZM22 240V239H21ZM260 240V239H259ZM221 241V240H220ZM230 243H233L231 242ZM237 241V240H236ZM236 241H234L233 244L235 245H238L236 244ZM240 242V240H238ZM254 241V240H253ZM223 242V244H224ZM257 242V240H256ZM262 244H263V241H261ZM20 243H22L20 241ZM64 243H67V245ZM242 244H239L241 246H244L243 242H241ZM250 243H253V242H250ZM249 243V245H250ZM255 243V242H254ZM32 245V247H31ZM225 245V244H224ZM228 246H230V244H226ZM232 245V244H231ZM238 246H235V247H238V249L241 247ZM256 246L259 245L255 243ZM254 245V246H255ZM244 246V247H245ZM250 246V247H251ZM59 247V246H58ZM63 247V248H64ZM233 247V246H232ZM62 248V247H61ZM225 248V249H224ZM230 248V247H229ZM228 248V249H229ZM243 248V247H242ZM241 248V249H242ZM13 249V250H12ZM29 249V248H28ZM40 249V250H39ZM45 249V248H44ZM60 249V247H59ZM67 249V248H66ZM261 249V248H260ZM10 250V251H9ZM64 250V249H63ZM231 250V248H230ZM240 250V249H239ZM243 250V249H242ZM59 251V250H58ZM238 251V250H237ZM236 251V252H237ZM246 251V250H245ZM259 251V249H258ZM262 251V250H261ZM43 252V250H42ZM60 252V251H59ZM65 252V251H64ZM230 252V254H228ZM231 252L233 254H231ZM235 252V253H236ZM257 252V251H256ZM255 252V253H256ZM243 253V252H242ZM245 253V252H244ZM260 253V252H259ZM262 253V252H261ZM9 254V253H7ZM44 254H45V251H44ZM61 254V253H60ZM36 255V254H35ZM46 255V254H45ZM44 255V256H45ZM230 255H233V256H240L238 257L237 259L236 258H233V256H230ZM243 255V254H242ZM260 255V254H259ZM10 256V254H9ZM15 256V255H14ZM262 256L264 257V255L262 254ZM260 256V257H262ZM36 257V256H35ZM13 258V257H12ZM46 259V258H45ZM247 259V260H246ZM31 260V259H30ZM33 262V261H32ZM30 263V262H29ZM35 263V262H34ZM1 264V263H0ZM10 264V263H9ZM33 264V263H32ZM41 264V263H40Z\"/></svg>",
  "mask_w": 264,
  "mask_h": 264
},
{
  "label": "built area",
  "instance_id": "obj_2",
  "mask_svg": "<svg viewBox=\"0 0 264 264\" xmlns=\"http://www.w3.org/2000/svg\"><path fill=\"white\" fill-rule=\"evenodd\" d=\"M107 1L97 36L81 25L98 14V0L29 1L14 43L0 56V84L14 86L18 78L7 77L14 69L22 73L18 93L0 86V121L8 119L10 129L6 152L62 147L113 130L133 89L129 71L142 59L139 40L155 34L163 0ZM97 185V173L80 171L34 189L16 183L4 199L19 211L40 189L51 188L38 201L46 250L53 253L57 222L77 213Z\"/></svg>",
  "mask_w": 264,
  "mask_h": 264
},
{
  "label": "rangeland",
  "instance_id": "obj_3",
  "mask_svg": "<svg viewBox=\"0 0 264 264\" xmlns=\"http://www.w3.org/2000/svg\"><path fill=\"white\" fill-rule=\"evenodd\" d=\"M169 2V0H166V2H162V3H164V5L162 4V8H161V11L163 12V14H162V12H161V16H160V18H159V21H158V24H157V27H156V32H155V34H153L152 35V40H153V42L152 43H156V42H158L159 40H160V42H162V44L161 43H159L160 44V46H162L163 48L162 49H167L169 46H171V45H173V43L172 42H176V41H179V37L177 36L175 39H174V41H172V42H168V40H169V38L167 37V36H169L170 35V33H171V28H172V26H171V21H172V19L176 16L175 14H176V7L175 6H173V5H171L170 6V4L168 3ZM175 7V8H174ZM165 8H166V10H165ZM188 15H190V14H188ZM183 16H187V15H184L183 14ZM4 16L3 15H1L0 14V52H2V53H0V56H2L6 51L5 50H7L9 47H10V45H12L13 43H14V41H15V33H14V25H12L13 24V20H10V19H8V18H3ZM173 17V18H172ZM188 18H185V20H184V18H182V20L183 21H181V23H180V34L182 35V36H185V37H187V39L189 40L190 38V40H189V42L190 43H192V41H196L195 43H199L201 46H202V48L204 49V34H203V36H201V33H199L196 29V26L188 19ZM12 21V22H11ZM189 21V22H188ZM187 23V24H186ZM22 24V23H21ZM20 24V25H21ZM188 25V26H187ZM2 26V27H1ZM161 27L163 28V29H161ZM19 28H20V26H19ZM18 28V29H19ZM196 28V29H195ZM169 30V31H168ZM184 30H185V33H184ZM194 30H196L195 32H194ZM18 31V30H17ZM191 32V33H190ZM196 32L197 33H199L198 35L196 34ZM17 33V32H16ZM165 33V34H164ZM187 33V34H186ZM191 34V35H190ZM189 36V37H188ZM197 39H196V38ZM201 37H203V38H201ZM195 38V39H194ZM199 38V39H198ZM167 41H166V40ZM178 39V40H177ZM165 41L164 43H163V41ZM200 40V41H199ZM184 41V40H183ZM183 41H181L180 43H181V45H183V46H185L186 45V43L187 42H183ZM167 42H168V44H167ZM165 44V45H164ZM171 44V45H170ZM9 45V46H8ZM187 45H188V43H187ZM1 46H2V48H4L3 50H2V48H1ZM168 46V47H167ZM166 47V48H165ZM143 48V47H142ZM190 48V50H191V47H189ZM188 48V49H189ZM2 50V51H1ZM164 50H161V52H163ZM166 51V50H165ZM166 53V52H165ZM157 55H160V56H157V55H155V57H156V60L155 61H157V59H159V60H161V61H163V62H165V60L167 61V62H169L170 61V63H167V65H169V67H171L170 69H169V73L170 74H167L170 78H169V81H168V83L170 84V85H167V86H169L167 89H169L170 87H171V89H169V91L171 92V93H175V94H177V95H175V94H173V95H170L171 97L169 98V97H167V98H165L166 100H168V101H166V102H168V104H167V106H164L163 107V110H164V113L163 114H165V113H167V114H165L164 116L166 117V119H165V117H164V122H167L168 121V119L170 118V119H174L175 117V119H174V122H176L175 124H174V122L171 120V122H170V119H169V125L168 126H170V127H168V126H166V128L168 127V129L170 128V131H167V129L165 128V131H166V133L164 132V135L166 134V135H168V136H166V137H162V139L161 140H163L164 138H167L168 139V137L169 138H171L170 137V135L171 136H174L175 134H177V130H178V134L179 135H182V136H185L184 134H185V132H186V130H187V132H188V130H190L188 133H192V132H194L195 133V131H197V130H201V127L199 128V129H196L195 131H192V130H194L195 129V127L197 128V127H199V126H203V129H204V126H207L206 128H209V127H211L210 126V123H211V121L212 122H214V120L216 119L215 117H214V115L217 117V119L215 120V121H220V120H231V119H233V118H238L239 117V122L238 123H234V125H226V127L225 126H223L224 128L222 129V127L221 128H218V129H215V130H212V131H210V133H208L207 135H204V136H202L203 138L205 137V141L204 142H209L210 144H213V145H210V146H213V148L215 149L214 151H213V153H215V154H217V156L215 155V154H213V153H211L212 155H214V158H213V156L209 153V150H210V152L212 151V148L211 149H208V148H205V147H203V148H205L204 150H206V151H204L203 149H202V144L204 143V142H202V137H198V138H195V139H193V140H190V141H196L195 142V144L193 145L192 143L193 142H190V141H188L187 143H184V144H187V146L188 145H191L190 147H187L186 145V147L187 148H185L184 147V144H182L181 146V148H180V145L178 146V147H176V148H173V147H164V148H161L162 150L159 152V154L162 152V151H166V149H167V153L166 152H162V153H165L163 156L164 157H171V158H173V159H169V161L171 162H173V163H168V165L167 166H165V169H166V172H164L165 170H164V168L161 170V171H163L165 174H167L168 173V175H163L164 173L163 172H161L160 171V173H162V174H160L161 175V178H162V180L163 179H165V180H163L162 181V184H164V182H165V186L164 185H162L161 184V190H162V192H163V194L165 195L166 193V195H168L167 197L169 198L168 200L170 201V205L172 206L173 204L175 205V204H177V203H179L178 201H180V203H181V201L183 200V204H184V199H185V201H186V203H189V201L187 200V199H191V202L190 203H192V204H186V206L185 207H189V206H191L190 208H188V209H190V211H189V213H188V209L187 208H185L184 207V205H183V207H184V212H181V211H179L180 213H178V214H180L179 216H181L182 215V219H189V218H192V219H189V221H190V223L193 225L194 223H195V225H193V228L194 227H196L197 226V222H199V221H201V223L203 224H198L199 226H201V228L198 226V228H194V230H195V232H194V230L193 229H191V230H189V229H184L185 231H183L182 230V232H184V233H182L181 232V234L183 235H186L187 233H190L192 230V232L191 233H197V235L199 236H197L196 237V235H194V234H192L191 235V233H190V235L189 234H187V235H189V236H195V238L197 239V238H200L201 236H202V234H200V232L204 229V234H203V236L202 237H205V235L208 233V237L209 238H212L213 240L214 239H217V240H215L216 242H218L219 244H221L222 243V245H223V247L225 246H227V248H226V252H227V250L228 251H232L233 252V250H234V254L231 252V254H233V255H235V254H238V255H240V256H242V257H240V256H233V255H230V256H233V258H238V257H240V259L238 258V260H241V259H243V258H245V257H243V256H245L248 252H247V247L249 246V248H252V246L253 247H258V248H256V249H254V248H252L253 249V251H254V254H257L258 253V256H256L257 258H262V262H264V257L262 256V254L264 255V209H262V207L264 206V205H262V204H264V181H262V183H261V187H259V189H258V187H257V189L255 190H251L253 187L254 188H256V184H258L257 182L261 179V173H259V175H257L258 174V172H260L262 169L264 170V156H263V154H262V152L264 151V130L263 131H259L258 132V130L260 129V127L262 128V129H264V120H262V119H264V88L262 87V86H260V84H261V81H260V79H261V72H259V71H257V73H256V71H253L254 72V74L253 75H251L252 73H251V71H248V72H250L249 73V75L247 74L246 75V73H247V71L245 72V73H243V75L242 74H240V77L238 78V76H237V82H240V83H237V86H234V85H225L224 83H222V82H220L221 80H218L219 82H217V80H215V79H217V78H213L215 81H216V83H215V81L213 80H211V81H209L208 82V80L206 79V77H204V76H200L199 78L197 77V73H198V69L197 68H195V67H197V66H195V65H197V62L198 61H200V57H199V55L197 56V55H193L192 53H191V51H189L188 52V54H189V58L188 57H186V58H184L182 55H180V54H177V53H172V54H164V53H156ZM163 54V55H162ZM165 55V56H164ZM178 55V56H177ZM203 55H205V52H203ZM202 55V56H203ZM154 56V55H153ZM162 56H164V57H162ZM183 58H182V57ZM158 57V58H157ZM159 57H162V58H159ZM146 59V57H145V55H144V53H143V63L145 64L144 66H143V64H142V66H143V68H142V66H141V70H137V69H132V72L130 71V75H131V79H132V81H133V83H134V87H137L138 89H141L142 91V93L144 94H147V93H151V95L153 96L154 95V97H155V95H156V97H158V98H161L160 97V95H158V91L157 90H155V89H153V88H155V86L154 85H156V87L158 86V84H157V80H159V76L157 77V75L155 76L154 74H157V68H154V67H152V66H157V65H155V64H157L155 61V63L153 64V61H151L152 63V66L150 67V61L148 62L147 61V59ZM171 58V59H170ZM197 58V59H196ZM150 60H151V58H149ZM155 59V58H154ZM165 59V60H164ZM181 59V60H180ZM189 59V60H188ZM199 59V60H198ZM184 60H186V61H184ZM150 64H148L147 62ZM172 61V62H171ZM158 62H160V61H158ZM181 62V63H180ZM187 62V63H186ZM186 64V65H185ZM147 65H149L148 67H147ZM187 66V67H186ZM178 67V68H177ZM153 69V70H152ZM155 69V70H154ZM146 72H145V71ZM178 70V71H177ZM13 71H15V72H13ZM10 74H13V76H15V74H16V76L15 77H17L18 78V81L14 84V85H16V89L14 88V86L13 87H11V86H7V84L5 83V88H13V90L14 91H16V93H18L19 91H20V83L22 82V80H20L21 79V76H22V73H20V72H17L15 69L13 70ZM140 72H142L141 73V75H140ZM135 73V74H134ZM172 73V74H171ZM145 74V75H144ZM258 74H259V76H260V78H259V76H258ZM17 75H19V77L17 76ZM136 75V76H135ZM138 75V76H137ZM144 75V76H143ZM241 75H242V77L244 78V77H247V78H249V79H247V78H242L241 77ZM135 76V77H134ZM139 76H141V77H139ZM208 76V75H207ZM15 77H13V78H11L10 79V81L12 82L13 80L12 79H14ZM134 77V78H133ZM136 77H137V79H136ZM158 78L157 80H156V78ZM198 79H197V78ZM202 77V78H201ZM139 78V79H138ZM133 79H136V80H133ZM155 80V83H153V81ZM205 79H206V81H205ZM240 79H241V81H240ZM246 79V80H245ZM253 79H254V81H256V84H255V82L253 81ZM9 80V79H8ZM198 80V81H197ZM136 81H139L138 83L136 82ZM145 81H146V83H145ZM204 81H205V83H207V84H204ZM135 82H136V84L138 85V86H135L136 84H135ZM142 84H141V83ZM243 82H245L246 83V85L248 86V88H246V85H245V83H243ZM251 82V83H250ZM151 83H153V84H151ZM220 83V84H219ZM248 83V84H247ZM252 83H254V84H252ZM4 83H1L0 84V86H4L3 85ZM217 84V85H216ZM240 84V85H239ZM142 86V87H140V86ZM179 85V86H178ZM208 85V86H207ZM244 85V86H243ZM257 85V86H256ZM7 86V87H6ZM197 86V87H196ZM213 86V88H211ZM215 86V87H214ZM217 86V87H216ZM231 86V87H230ZM240 86H243L244 88H245V90H244V88H243V91H241L240 92V90H242V88L240 87ZM250 86H251V88H250ZM253 86V87H252ZM255 86V87H254ZM200 87H201V89H200ZM206 87V88H205ZM209 87V88H208ZM221 87V88H220ZM230 87V88H229ZM145 88V89H144ZM149 88V89H148ZM197 88V89H196ZM203 88H204V90H203ZM254 88H256V89H254ZM151 89V90H150ZM152 89L153 90H155L153 93H152ZM220 89V90H219ZM230 89V90H229ZM238 89V90H237ZM258 89V90H257ZM145 92H144V91ZM201 90V91H200ZM215 90V91H214ZM236 90V91H235ZM252 90V91H251ZM256 90V91H255ZM147 91V92H146ZM204 91H205V93H207V92H209V93H207V95L204 93ZM233 91V92H232ZM184 92H185V94H186V96H184L185 94H184ZM189 92V93H188ZM192 92V93H191ZM195 92L196 93H198V92H200V93H198V94H195ZM217 92H219V93H217ZM247 92V93H246ZM181 93H183V94H181ZM224 93V94H223ZM228 93V94H227ZM235 94V95H233V94ZM240 93V94H239ZM244 93L246 94V95H244ZM249 93V94H248ZM256 93V94H255ZM257 93H258V96H260V97H256L255 95H257ZM262 93V94H261ZM178 94H179V97H178ZM188 94V95H187ZM211 94H212V96L213 95H215V97L213 96H211ZM217 94V95H216ZM232 94V95H231ZM236 94H237V96H238V94L241 96H238V97H240L241 98V100H240V98L238 99L237 98V96H236ZM158 95V96H157ZM182 95V96H181ZM199 95H201L202 97H203V99H202V97L201 96H199ZM209 95V97H207ZM254 95V96H253ZM175 96V97H174ZM176 96H177V98L178 99H175L176 98ZM183 96H184V99H181V98H183ZM189 96V98H187ZM190 96H192V97H190ZM198 96V98H195V97H197ZM206 96V97H205ZM220 96H221V98H220ZM229 96V98H227ZM236 96V97H235ZM244 96H245V98H244ZM249 96V97H248ZM186 97V98H185ZM242 97H243V99H242ZM200 98V99H199ZM205 98H207V102L205 101ZM215 98V99H214ZM217 98V99H216ZM227 98V99H226ZM235 98V99H234ZM247 98V99H246ZM261 98V99H260ZM7 99V98H6ZM179 99H181V101L179 100ZM192 99V100H191ZM223 99V100H222ZM229 99H231V100H229ZM252 99V100H251ZM262 99H263V101H262ZM163 100H164V98H163ZM187 100H188V102H187ZM211 100V101H210ZM222 100V101H221ZM225 100H227V102H225ZM172 103H171V102ZM204 101V102H203ZM214 103H213V102ZM220 102V105H219V102ZM254 101V102H253ZM262 101V102H261ZM139 102H141L142 103V105H143V102H145V101H139ZM170 102V103H169ZM180 102V103H179ZM187 102V103H186ZM192 102V103H191ZM199 102H201V104H203V105H201V107H200V103ZM203 102V103H202ZM211 102H212V105H211ZM249 102H250V104H249ZM252 102V103H251ZM11 103V101L10 100H8V104H10ZM129 103V102H128ZM147 103V102H146ZM205 103H210V105H205ZM237 103V104H236ZM249 105H248V104ZM255 105H254V104ZM263 103V104H262ZM181 104H182V107H181ZM185 104V105H184ZM198 104V106L200 107H198V106H196ZM224 104H225V106H224ZM234 104V105H233ZM239 104V105H238ZM246 104H247V106H246ZM145 105V107H146V104H144ZM177 105V106H176ZM218 105H219V107H218ZM230 105H232V106H230ZM238 105V106H237ZM242 105H244V106H242ZM261 105V106H260ZM147 106L148 107H146L147 109H149V106H150V108H151V104H149V103H147ZM169 106V107H168ZM172 108H171V107ZM194 106V107H193ZM203 106V107H202ZM210 106V107H209ZM212 106V107H211ZM229 106L231 107V108H229ZM237 106V107H236ZM252 106V107H251ZM253 106H254V108H253ZM259 106V107H258ZM193 107V108H192ZM197 107V108H196ZM204 107H206V108H204ZM223 107H224V109H223ZM226 107H228V109L230 110H228ZM242 107V108H241ZM249 108L248 109V111H247V108ZM156 109V107H154L153 106V110H155ZM219 108V109H218ZM225 108H226V110H225ZM234 108V110H232ZM240 108V109H239ZM252 108V109H251ZM257 108V109H256ZM263 108V109H262ZM152 109V108H151ZM196 109V110H195ZM204 109V110H203ZM211 109V110H210ZM217 109H218V111H217ZM183 110H186V111H183ZM206 110L208 111V112H206ZM226 111L225 112V114H224V111ZM240 111V112H236L235 113V111ZM245 110V111H244ZM260 110V111H259ZM125 110H123V112H124ZM204 111V113H202ZM212 111V112H211ZM216 111V112H215ZM222 111V112H221ZM227 111H229L228 113H227ZM244 113H243V112ZM206 112V113H205ZM235 113V115L233 114V113ZM168 113H169V115L171 114V115H173V116H169L168 115ZM231 115H230V114ZM248 113V114H247ZM254 113V114H253ZM123 114V113H122ZM121 114V116L118 118V120L116 121V122H114L113 124H111V128L113 129L112 131H109L108 133H104L103 135H101L99 138H96L95 140H92V139H90V140H84V141H81V142H78V143H83V144H78L79 145V147L77 146V145H72L74 142H71V143H69V144H67V145H64V146H62V147H54V148H47L48 149V152H55V153H61V152H70V151H72V150H74L75 148L77 149H75L76 151L75 152H77L78 150L80 151V148L81 149H84V150H86L87 151V149H90L91 147L93 148L94 147V145L95 146H99V144L100 145H103L102 147L103 148H101V153L99 154V153H96L97 154V156L95 155V154H89V153H85L84 152V154L83 153H81L82 155H85V156H87V157H83L80 153L78 154L79 155V157L76 155V157L78 158V159H76L75 158V156H74V158H75V160H74V158H72L71 159V161H66V162H68L67 164H70V163H72L73 161L74 162H77V160L78 161H81V160H83V158H84V160H88V159H90V160H92V157H94V155H95V157L93 158V159H97V157H99V159L100 160H102L103 161V159H104V161L102 162V161H100V162H95V160L94 161H91V163H86V165H84L82 168H78V169H74V170H70V171H65L64 170V172H63V168H62V165L64 166V164H66L64 161L62 162H60L59 164H55L56 166L54 167V166H46V165H43V166H45V167H43L44 168V171H46V169H48L47 171L48 172H46V173H43V176L41 175V180H40V178L38 179V180H30V179H26L25 178V180L23 181V178H17L18 180H17V182L18 183H23V184H26L27 186H29L30 188H32V189H34V188H37L38 187V185L45 179H47L48 181L49 180H51L52 182H54V181H56L57 179L59 180V179H63L64 177L66 178V177H69V176H71V175H73V174H75V173H77V172H80V171H92V172H95V173H97L98 174V185H97V188L99 187V185H100V183H106L107 182V170H106V168L108 167V165H111L112 163L111 162H113L114 163V161H113V158L115 157V159H116V157L118 156L119 158L121 157L120 156V154L121 153H123V151L122 150H124V153H125V155L124 156H126L127 154H131L132 152V150L130 151L129 149H132L133 147L132 146H130V144L127 142V145L125 146V145H123V143H120L119 141H118V135L120 136V134H119V132H121V129H122V126H123V116L124 115H122ZM202 114V115H201ZM230 116H229V115ZM236 114L238 115V116H236ZM244 115V116H242V115ZM246 114V115H245ZM229 116V117H227V116ZM233 115V116H232ZM260 115L262 116V117H260ZM207 116V117H206ZM225 116V117H224ZM213 117H214V119H213ZM224 117V118H223ZM211 118V119H210ZM223 118V119H222ZM243 118V119H242ZM254 118V119H253ZM185 119V120H184ZM195 119V120H194ZM247 119V120H246ZM7 121L6 122H8L9 123V121H8V119H6ZM167 120V121H166ZM180 121H184V125H185V122L187 121V123H186V126H183V125H181V123L182 122H180ZM188 121H189V125H187L188 124ZM204 121V122H203ZM209 121V122H208ZM252 121V122H251ZM163 122V123H164ZM196 122V123H195ZM202 122V125H200V123ZM207 122H208V124H209V126H208V124H207ZM249 122V123H248ZM121 123H122V125H121ZM171 123H172V125H171ZM180 123V124H179ZM195 123V124H194ZM199 123V124H198ZM204 123H205V125H204ZM261 123V124H260ZM263 123V124H262ZM165 125L167 124V123H164ZM207 124V125H206ZM212 125H213V123H211ZM249 125L248 127L246 126V125ZM254 124V125H253ZM255 124H258V125H255ZM259 124L260 125H262V126H259ZM164 125V126H165ZM173 125H175L174 127H173ZM179 125H180V127H179ZM242 126L241 127V129H239L240 127H238V126ZM251 125V126H250ZM163 126V127H164ZM189 126V127H188ZM183 127V128H182ZM232 127H234V128H232ZM244 127V128H243ZM172 128H174L175 130H171ZM188 128V129H187ZM236 128H238V129H236ZM243 128V129H242ZM249 128V129H248ZM224 129H226V130H224ZM228 129V130H227ZM235 129V130H234ZM251 129H254V131L255 130H257V131H255V132H253V130H251ZM184 130V131H183ZM230 130H234L233 132H231ZM238 130V131H237ZM244 132H243V131ZM249 130H251V132L249 131ZM142 131V134H143V131L144 130H141ZM141 131L139 132L140 134H141ZM146 131V130H145ZM222 133H221V132ZM224 131H225V133H224ZM227 131H230V132H228V134L226 133ZM9 132H10V129H9ZM8 132V133H9ZM167 132H169L168 134H167ZM176 132V133H175ZM186 132V133H187ZM239 132V133H238ZM245 132H247V133H245ZM139 133H138V135H139ZM152 133V132H151ZM171 133V134H170ZM173 133V134H172ZM180 133H182V134H180ZM184 133V134H183ZM221 134V135H219L218 136V134ZM233 133V134H232ZM242 134V136H241V138H240V135ZM252 134V133H255L254 135H256V134H258V135H256V137L255 136H253V135H251V136H253V137H250V134ZM141 134V135H142ZM144 134H145V132H144ZM152 134H155V133H152ZM170 134V135H169ZM177 134V135H178ZM214 134V135H213ZM217 134V135H216ZM239 134V135H238ZM145 135H149V132H147V134H145ZM163 135V132H162V136H164ZM190 135V134H189ZM209 135V136H208ZM210 135H211V138H210ZM232 135V136H231ZM239 136V139H235V137L237 138V136ZM246 135H248V137L249 138H247V136ZM207 136V137H206ZM214 136V137H213ZM258 136V137H257ZM8 137H9V134L7 135V138H6V143H7V140H8ZM143 137H144V139L146 138V142H148V138L150 137V135H149V137L147 136H144L143 135ZM227 139H226V138ZM230 137H232V138H230ZM233 137H234V139L236 140L235 142L233 141L234 139H233ZM244 137H246V138H244V139H246V140H244L243 138ZM112 138V139H111ZM200 138H202L201 140H200ZM221 138H222V140L225 138V141L226 140H228V138L230 139L229 141H227V142H229V144L226 142H224V140L222 141L221 140ZM259 138V139H258ZM262 138V140H260ZM167 139H165V140H167ZM198 139V140H197ZM220 139V140H219ZM232 139V140H231ZM253 139V140H252ZM200 140V142H198ZM212 140V141H211ZM214 140V141H213ZM217 140V141H216ZM237 140H239V141H237ZM251 140V141H250ZM89 141H92L91 143H89L88 144V142ZM117 141V142H116ZM216 141V142H215ZM219 141H221L222 142V144H223V142H224V144L222 145V144H220V142ZM232 141H233V143L234 144H232ZM243 141V142H242ZM256 141V142H255ZM259 141V142H258ZM100 142V143H99ZM239 142V143H238ZM253 142V143H252ZM258 142V143H257ZM263 142V143H262ZM99 143V144H98ZM189 143H191V144H189ZM201 144V146L198 148V146H199V144ZM245 143V145H243ZM256 143V144H255ZM263 145H262V144ZM105 144H106V146H105ZM108 144V145H107ZM119 144H121V145H119ZM124 144H126V142L124 143ZM147 144V143H146ZM146 144H144V145H146ZM208 144V143H207ZM218 144V145H217ZM226 144H228L227 146H225L224 147V145H226ZM253 144V145H252ZM4 148H3V150L2 151H4V149H5V147H6V144L4 143ZM93 145V146H92ZM204 145V144H203ZM206 145V144H205ZM220 145L222 146V149H221V147H220ZM240 147H239V146ZM247 145V146H246ZM259 147H258V146ZM261 145H262V148H261ZM106 148H105V147ZM118 146V147H117ZM132 147V148H128V147ZM196 146V149H197V153H196V149L194 148ZM207 146V145H206ZM219 147L218 149H219V151L220 152H218L217 153V150L218 149H216V147ZM243 146V147H242ZM251 146V147H250ZM87 147V148H86ZM116 147V148H115ZM127 147V148H126ZM192 147V150L190 151V153L188 152L189 150V148H191ZM208 147V146H207ZM233 147V148H232ZM249 147H250V149H251V151L253 152V154H252V152H251V154L252 155H255V152H258L261 156H257V158H255V156H248V154L250 153H247V156L251 159L252 157L254 158V159H256V160H254V163L257 161H259V164H254L253 162H251V161H253L252 159L249 161V159L247 160L248 162L247 163H249V164H244V159H246V157H244V156H246V154H244L243 152L244 151H249L250 149H249ZM258 147V148H257ZM95 148V147H94ZM120 149V150H117V149ZM123 148V149H122ZM135 148H137V149H139L140 150V146H138V147H134L133 149V151H135ZM171 148H173V149H171ZM178 148H180V149H178ZM183 148V149H182ZM194 148V149H193ZM201 148V149H200ZM239 148V149H238ZM252 148H254V149H252ZM257 148V149H256ZM125 149H126V151H125ZM131 152V153H129L128 152V150ZM136 149V150H137ZM170 151H169V150ZM185 149L187 150V151H185ZM198 149H199V152H198ZM236 149H238V151H236ZM16 150V152H20V153H24L25 155H26V153H27V156L29 155V156H31V154L29 153V152H25L24 150H22V149H20V148H17V149H15ZM185 151V152H183V151ZM194 150V151H193ZM201 150H203L202 152H201ZM260 150V151H259ZM105 151V152H104ZM138 151V150H137ZM137 151H135V152H133V153H136ZM171 151H173V152H171ZM222 151V152H221ZM225 151V152H224ZM228 151V152H227ZM241 151H242V153H241ZM45 152H47V151H40L39 153H37V154H42V153H45ZM72 152H74V151H72ZM100 152V151H99ZM105 153V156L103 155L104 153ZM111 154H110V153ZM118 154H116V153ZM127 152V153H126ZM193 152V153H192ZM205 152V153H204ZM209 153V154H207V153ZM230 152V153H229ZM103 153V154H102ZM108 153V154H107ZM123 153V154H124ZM161 153V154H162ZM182 154V153H185V154H183V155H181L182 156V158H183V161L184 162H186V163H184L181 159H180V157L181 156H179L178 154ZM188 153V154H187ZM194 153H196V154H201V153H204V154H202V157H204L205 158V156H207L208 157V155H210V156H212V158L215 160V162H214V160L212 159V158H210V156L207 158H205V159H203L202 157H201V155H200V159H202V161L204 160V162L206 163L207 161H208V163H211V162H213V163H211V164H206V165H204L203 164V162L201 161V160H198L199 158H198V156L199 155H193ZM235 153V155H237V156H235V155H232V154H234ZM241 153V154H240ZM246 153V152H245ZM258 153H256V154H258ZM123 154H121L122 156H123ZM158 154V155H159ZM160 154V155H161ZM188 156H187V155ZM189 154H191L196 160H193V158H192V156L191 157H189L190 155ZM230 154V155H229ZM244 154V156L242 157V155ZM251 154H249V155H251ZM91 155V156H90ZM99 155V156H98ZM102 157H101V156ZM110 155H111V157H110ZM159 155V156H160ZM176 156L175 158L173 157V156ZM185 155V156H184ZM204 155V156H203ZM219 155H220V158L221 157H223L224 155V157L223 158H221V160H220V158L218 159L217 157H219ZM32 156H35L34 154H32ZM81 156V157H80ZM166 157V158H167ZM179 159H178V158ZM228 157H230V160L231 161H233V163L235 164L236 162L238 163V161L239 160H241V161H239V163L240 162H242L241 163V165H237V164H232V162H230V160H229V162L231 163V165H230V163L228 162V161H225V160H227V158ZM243 159H242V158ZM247 157V158H248ZM258 157H259V160H257L258 159ZM260 157L261 158H263L262 160L260 159ZM86 158V159H85ZM177 158V159H176ZM185 158H188L187 160H184ZM210 158V159H209ZM238 158V159H237ZM107 159H109V160H107ZM111 159V160H110ZM114 159V160H115ZM141 159V162H140V160H139V162H136V163H138L139 165H140V167L142 166H144L145 165V160H146V158H145V156H143L142 155V157L140 158ZM190 159H192V160H190ZM207 159V160H206ZM222 159H224V160H222ZM236 159V161L234 162V160ZM70 160V159H69ZM117 160H119L118 158H117ZM176 160V162H178V163H180L181 161L184 163H180V164H183V165H181L180 166V168L181 169H183L184 167L186 168V169H183V170H185V171H189V173L187 172L186 173V176L184 175L185 173L183 172V173H181L182 172V170L180 169L179 171L180 172H178V167L179 166H177V164L178 163H176V165H174V166H172L173 164H175L174 163V161ZM178 160V161H177ZM180 160V161H179ZM188 160H190V161H188ZM211 160V161H210ZM216 160H218L219 162H217ZM244 160V161H243ZM106 161H108V163L106 162ZM116 161V160H115ZM194 161V162H193ZM197 161H199V162H197L198 163V166H197V163L196 162ZM110 162V163H109ZM117 162V161H116ZM119 162V161H118ZM116 163L117 165L119 164V163ZM189 162V164L190 163H194V164H192V165H195V166H197V167H195V168H197L198 169V171L195 169V171L193 170L194 169V167L192 166V165H190V166H188V163ZM202 164H201V163ZM107 163V165H105ZM134 163V162H133ZM223 164V166H224V164L226 165V166H228V168H227V170L229 171V168L230 169H234V168H232V167H236L235 168V170L237 169V167L239 166V168H238V170L240 169L241 170V167L245 170V169H247L248 170V174L246 173V176H243V175H245V171H247V170H245L244 172H243V169L241 170V174L238 172L237 173V171H234V170H231L230 171V173L226 170L225 172L223 171L224 169H219V168H221V167H223V166H218V167H215V166H217V164H219V165H222ZM228 165H227V164ZM245 163H246V161H245ZM250 163H253V165H250ZM261 163H263V164H261ZM127 164V163H126ZM128 164H130L129 166H127V167H130L131 166V164L132 163H128ZM137 164V165H138ZM142 164H144V165H142ZM179 164V165H180ZM185 164H186V166H185ZM212 164H215V165H213L212 166ZM95 165V166H94ZM105 165V166H104ZM113 165V164H112ZM121 165V164H120ZM135 165V164H134ZM170 165V166H169ZM204 167H206L207 165V168L206 169H204L203 168V170H202V167L203 166ZM210 165V166H209ZM232 166V167H230V166ZM234 165V166H233ZM237 165V166H236ZM247 167H246V166ZM255 165H256V167H259L260 168V170H259V168L257 169H254L255 168ZM259 165V166H258ZM60 167L59 169H57L58 167ZM107 166V167H106ZM123 167H124V165H122ZM133 166V165H132ZM131 166V167H132ZM169 166V167H168ZM172 166V167H171ZM188 166V167H187ZM211 166H212V168H211ZM47 167V168H46ZM49 167V168H48ZM51 167H53V168H51ZM57 167V168H56ZM137 167V166H136ZM172 169H171V168ZM173 167H175V169H176V172L174 171V173L176 174L177 173V175H174V173H169L168 171L170 170L171 172L173 171V170H175V169H173ZM189 167H192L191 169H189ZM211 169H210V168ZM248 167L251 169V168H253L254 170H255V172H252V173H254V174H256L255 176H254V174L253 175H251L252 173L250 172L251 170H249L248 169ZM167 168L169 169L168 171H167ZM87 169V170H86ZM201 169V170H200ZM212 170V171H210V170ZM61 170H62V172H61ZM191 170V171H190ZM192 170L194 171V173H190V172H192ZM207 170V171H206ZM239 170V171H240ZM256 170H258L257 171V173H256ZM202 173H201V172ZM219 171V172H218ZM222 171V172H221ZM60 172V173H59ZM197 172L200 174H202V177L200 178V176H201V174H200V176H198V174H197ZM211 172V173H210ZM224 172V173H223ZM234 172H235V174H234ZM215 173V174H214ZM219 173V174H218ZM224 175H223V174ZM233 173V174H232ZM53 174H55V175H53ZM172 176H171V175ZM179 174H180V177H179ZM191 174H193L192 176H190ZM195 174H196V176H195ZM210 176H209V175ZM211 174H213V175H215V178L217 179V177L216 176H220L221 178H222V175L225 177V176H229V180H227V177L226 178H222V180L224 179V181L226 182H229V183H225V184H223L224 183V181H222L221 179H220V177H219V179L218 180H216L215 178H213V175H211ZM228 174V175H227ZM243 174V175H242ZM250 174V175H249ZM182 175V176H181ZM187 175H189V176H187ZM206 175V176H205ZM208 175V176H207ZM238 175V176H237ZM241 175V178H239V176ZM249 175V177H247ZM261 175V176H260ZM53 176V177H52ZM56 176V177H55ZM104 176V177H103ZM162 176H166V177H168V176H170L171 178H172V180L173 181H171L170 182V184L172 185H169L168 184V182H169V177L168 178H164V177H162ZM174 176H176V177H179V178H176V177H174ZM183 176H184V179H183ZM205 176V177H204ZM233 176H235V178L233 177ZM251 176H253L252 177V179H253V181H255V179L257 180V181H255V183L253 184V181H247V179H251ZM260 176V177H259ZM43 177V178H42ZM187 177V178H186ZM192 177V178H191ZM193 177H197V178H193ZM237 177V178H236ZM243 177H245V178H243ZM262 177H264V176H262ZM105 178H106V180H105ZM174 178V179H173ZM182 178V179H181ZM190 180H189V179ZM198 178H200V179H198ZM205 178V179H204ZM209 178V179H208ZM211 178V179H210ZM233 178V179H232ZM53 179H54V181H53ZM176 179H179V180H177V182L179 183V184H177V182H176V185H175V187H173L174 186V184H175V181H176ZM183 181H181V180ZM188 179V180H187ZM192 179V180H191ZM193 179H195V181H193ZM196 179H198L199 180V182H198V180H196ZM239 179L241 180H244V183L246 182V184H242L243 182L242 181H239ZM167 180H168V182H167ZM187 181V182H189V183H184V181ZM201 180H202V184H201ZM203 180H205V182L203 181ZM234 180V181H233ZM236 180H238L239 181V184L237 183V181ZM246 180V181H245ZM264 180V179H263ZM182 183H181V182ZM219 181V182H218ZM209 182H211V183H209ZM221 182H222V184H221ZM231 182H233L232 184H231ZM234 182H236V183H234ZM252 182V183H251ZM2 181L0 182V189L1 190H3V191H7L10 187L9 186H11V185H9L8 187H5V186H3L2 185ZM29 183V184H28ZM174 183V184H173ZM195 183H196V185H195ZM205 183H207L208 185H206ZM217 183V184H216ZM191 184H194V186L192 187L191 186ZM203 184H205L207 187H203V186H205V185H203ZM212 184V185H211ZM220 184V185H219ZM227 184V185H226ZM253 184V185H252ZM168 185V187H166ZM179 185V186H178ZM180 185L182 186V188L180 187ZM185 185V186H184ZM187 185V186H186ZM191 187H189V186ZM210 185V186H209ZM214 185H216V187L214 186ZM226 185V186H225ZM231 186V185H234L233 187H229V186ZM236 185V186H235ZM239 185V186H238ZM263 185V186H262ZM199 186V187H198ZM238 186V187H237ZM250 186V187H249ZM258 186V185H257ZM12 187V186H11ZM170 187V188H169ZM202 187V188H201ZM208 187H209V189H208ZM210 187H211V189H212V192L210 191L211 189H210ZM236 189H235V188ZM173 190L174 188H175V190L174 191H176L175 193H177V196L175 197V195L176 194H172L173 192H169L170 190ZM171 188H173V189H171ZM196 188V189H195ZM201 188V189H200ZM206 188V189H205ZM224 188V189H223ZM227 188V189H226ZM248 188V189H247ZM250 188V189H249ZM263 188V189H262ZM181 189H183V194H182V191L179 190ZM198 189V190H197ZM215 189V190H214ZM223 189V190H222ZM228 190L227 192H226V190ZM235 190L234 192H233V190ZM98 190V189H97ZM97 190H96V192H97ZM169 190V191H168ZM178 190V191H177ZM187 190H188V193H190L191 195L190 196H188L187 194ZM229 190H232V192L231 191H229ZM244 190H246L245 192H243ZM253 191V192H256L255 194L252 192H250V191ZM168 191V192H167ZM186 191V192H185ZM197 191V192H196ZM202 193H201V192ZM205 191H207V192H205ZM210 191V192H209ZM214 191V192H213ZM215 191H216V193H215ZM222 191V192H221ZM250 192V194H248L249 192ZM258 191H260V192H258ZM51 188H49L48 187V189L46 190L45 188H42V189H40L38 192H37V196L33 199V200H30V202H27V204H22L21 206H20V208L19 209H29L30 210V212L31 213H35L36 215L38 214V212L39 211H41V205H40V203H39V201H38V198H41V197H43L44 195H46V194H51ZM96 192H94V193H96ZM180 192V193H179ZM192 192V193H191ZM229 192H230V194H229ZM236 192H239L238 193V195H239V198H238V196H237V194H236V196H235V193ZM242 192L244 193V194H242ZM172 194L171 196L169 195V194ZM205 193H207V194H205ZM214 193H215V195H214ZM227 193H228V195H227ZM258 193V196L256 195ZM263 195H262V194ZM213 194V195H212ZM234 194V195H233ZM246 194H248V196L246 195ZM252 194V195H251ZM94 195V194H93ZM93 195H92V197H91V199L93 198ZM186 195H187V197H189V198H184V199H178V198H180L181 196H184V197H186ZM194 195V196H193ZM199 195V196H198ZM205 195V196H204ZM228 197H227V196ZM244 195V196H243ZM245 195H246V197H245ZM255 195V196H254ZM193 196V197H192ZM209 198H208V197ZM220 196V197H219ZM255 198H254V197ZM259 196L261 197V196H263V197H261L260 199H259V206H253V207H251V205H253V204H256L257 202H256V198H259ZM178 197V198H177ZM193 199H192V198ZM200 197V198H199ZM217 199H216V198ZM236 197V198H235ZM244 197H245V199H244ZM174 198H177V199H175V200H178L177 201V203L176 202H173V201H175L174 200ZM183 198V197H182ZM199 198V199H198ZM203 198V199H202ZM206 198V199H205ZM208 198V199H207ZM229 198V200H227ZM250 198V199H249ZM253 198H254V201H252V202H250L251 201V199L253 200ZM91 199L89 200V201H86L84 204H82L81 206H80V208H79V210H78V212L77 213H75L74 215H72V216H70L69 218H70V220L72 221V220H74V221H72L71 222V224H70V226H69V228H68V230L70 229V227H71V229L69 230V232H68V235H69V240H70V236H71V239H72V241L73 240H75L77 237L79 238V237H83L85 234H86V224H87V217H85L84 215H86L87 216V212L89 211V209H90V202H91ZM261 199H263V200H261ZM200 200V201H199ZM206 200H207V202H206ZM212 200V201H211ZM227 200V201H226ZM232 200V201H231ZM241 200V201H240ZM261 200V201H260ZM216 201V202H215ZM234 201H236L235 203H233ZM173 202V204H171ZM221 202V203H220ZM224 202V203H223ZM226 202V203H225ZM247 202H249V204H250V206H249V204L247 203ZM254 202V203H253ZM262 202V203H261ZM213 203V204H212ZM223 203V204H222ZM233 203V204H232ZM238 203V204H237ZM248 205H247V204ZM206 204L208 205V207L206 206ZM212 204V205H211ZM230 206H229V205ZM237 204V205H236ZM240 204H241V206H240ZM197 205V208L195 207ZM225 205H226V207H225ZM239 205V206H238ZM257 205V204H256ZM262 205V206H261ZM198 206H200V207H198ZM232 206H235V208L234 207H232ZM237 206V207H236ZM251 208H249V207ZM193 207H194V209H196V210H194L193 209ZM220 207H223L222 209H220ZM224 208H226V209H228L229 208V210H225ZM233 208H234V210H233ZM238 208V209H237ZM239 208H240V210H239ZM258 208V209H257ZM264 208V207H263ZM5 207H0V231L1 232H4V234L2 233V235L5 237L6 235H7V233H10V228L8 227V225H7V223L10 221V220H8V216H7V214L4 212L5 211ZM187 209V210H186ZM199 209V211L201 210H204L203 212H202V214H201V211L199 212V211H197ZM215 209V210H214ZM242 209V210H241ZM252 209H254L253 211H251ZM23 210V211H24ZM186 210V211H185ZM191 210H194L195 212H193V211H191ZM258 210V211H257ZM3 211V212H2ZM20 211V210H19ZM196 211L198 212V214L199 215H196ZM207 211H208V213H207ZM223 211V212H222ZM228 211H231V213H229ZM250 211L252 212L251 213V218H250ZM255 211H256V213H255ZM83 212H84V214H83ZM168 213H169V211H167ZM185 212H187V213H185ZM204 212H206V213H204ZM212 212V213H211ZM226 212H228V213H226ZM239 212V213H238ZM248 212V213H247ZM256 214V215H254V213ZM182 213V214H181ZM191 213H193V215L191 214ZM206 215V218L204 217L205 215ZM209 213H210V215H209ZM226 213V214H225ZM246 213V214H245ZM123 214H125V212L123 213ZM178 214H177V216H178ZM188 216V218H187V216ZM189 214V215H188ZM201 214V215H200ZM230 214V215H229ZM183 215H185V217L183 218ZM203 215V216H202ZM207 215H209L210 217V222L207 220ZM215 216V217H213V216ZM228 215V216H227ZM232 215V216H231ZM253 215V216H252ZM137 216V215H136ZM200 216V217H199ZM218 216V217H217ZM225 216V217H224ZM144 217L143 216V214H142V216L139 214V217H137V219L139 220V221H141V222H144V218L142 219V218ZM198 218V219H196L195 220V218ZM201 217H203V218H201ZM227 217H228V219H227ZM245 217V218H244ZM254 217V218H253ZM69 218H67V219H69ZM83 218V219H82ZM203 219L204 220V218H205V221H203V220H201V219ZM208 218V219H209ZM213 218L214 219H216V221H214V222H212L213 221ZM81 219V220H80ZM85 219V220H84ZM179 219H180V217H179ZM218 219V220H217ZM226 221H224V220ZM238 219V220H237ZM246 219V220H245ZM249 219H250V223H249ZM252 219H253V221H252ZM86 221V223H84V221ZM181 220V219H180ZM206 220H207V222H206ZM79 223H78V222ZM192 221H194V222H192ZM196 221V222H195ZM203 221V222H202ZM223 221V222H222ZM245 222V225L246 226H244V222ZM3 222V223H2ZM32 222H35V220L34 221H32ZM32 222H29V224H31ZM204 222H205V224H204ZM218 222V224H216ZM221 222V223H220ZM242 222V223H241ZM253 222V223H252ZM78 225H77V224ZM83 224V226L81 227L80 225L81 224ZM212 223V224H211ZM221 224V226H219L220 224ZM224 223V224H223ZM227 223V224H226ZM233 223V224H232ZM237 223H239V224H237ZM16 224L18 225V223H17V221H16ZM38 225V223L36 224V222L35 223H33V225ZM84 224H85V226H84ZM210 224V225H209ZM215 224V225H214ZM238 225L237 227L235 226V225ZM17 225H16V247L15 248H13V249H15V250H13V251H11V252H7V253H9L10 254V256H9V254H7L6 253V257H4V259L6 258H8L7 259V263L6 264H50L51 262L49 261V259H50V253L46 250V237H45V233H44V230H43V242H44V244L45 245H43V247H42V250H43V252H42V250L41 251H39V252H36V251H34L35 249L32 247V245H31V247L34 249H30V246H28V245H30V244H28V242H26V240H25V238H24V236L22 235V234H20L19 232H18V229H17ZM207 225H209L208 226V228H207ZM212 225V226H211ZM217 225L219 226V227H217ZM230 225H232V226H230ZM253 225H254V228H253ZM5 226V227H4ZM38 226H40V224L38 225ZM74 226H79V227H77V228H75ZM203 226H204V228H203ZM214 226V228H211V227H213ZM236 228H235V227ZM241 226L243 227V229H242V231L240 230V228H241ZM209 227H210V229H209ZM215 227H216V229H215ZM252 227V228H251ZM255 227H257L258 228V230H257V228L255 229ZM40 228V227H39ZM218 228V229H217ZM235 228V229H234ZM247 228H250V229H248L247 230ZM81 229V230H80ZM198 229H200L199 231H196V230H198ZM214 231V232H216V234L214 233V232H211L212 230ZM234 229V230H233ZM240 231H239V230ZM253 229V230H252ZM211 230V231H210ZM217 230V231H216ZM235 230H236V233H235ZM252 230V231H251ZM256 230V231H255ZM6 231V232H5ZM76 231V232H75ZM80 231V232H79ZM189 231V232H188ZM208 231V232H207ZM218 231H220V234H222L223 235V237H222V235H217L219 232ZM228 231V232H227ZM230 231L232 232V234L230 233ZM73 232V233H72ZM187 232V233H186ZM199 232V233H198ZM211 232V233H210ZM226 232V234L228 235V236H231L232 235V237H231V239H229L230 237H228L227 235H225L224 233ZM239 232H241V233H239ZM243 232H245V234H242ZM249 232V233H248ZM252 232H253V234H252ZM5 233H6V235H5ZM80 233V234H79ZM83 233V234H82ZM85 233V234H84ZM186 233V234H185ZM202 233V232H201ZM210 233V234H209ZM213 233V234H212ZM235 233V234H234ZM238 233V234H237ZM246 233H248V234H246ZM251 233V234H250ZM18 234H20V235H18ZM214 236V234L215 235H217V236H214V238H213V236ZM9 235V234H8ZM7 235V236H8ZM22 235V236H21ZM77 235V236H76ZM79 235V236H78ZM81 235V236H80ZM210 235H211V237H210ZM225 235V236H224ZM239 235V236H238ZM240 235H241V239H239V237H240ZM243 235V236H242ZM251 235V236H250ZM220 236V237H219ZM228 238H227V237ZM249 236V237H248ZM22 237V238H21ZM186 237V236H185ZM224 239L225 237L229 240V241H227L226 239V241L228 242V243H225L224 242V240H222V238ZM234 237H238V239H236L235 238V240L234 241H236V244H242L241 242H243V243H245V244H243L244 246L246 245V241L247 240H249L250 242H253V243H250V242H248L247 243V247L245 246H241V245H239V249H238V247H235V246H238V245H235V244H233L234 243V241H231L232 239H234ZM262 239H261V238ZM194 238V237H193ZM249 238V239H248ZM252 238V239H251ZM254 238H256V239H254ZM22 239V240H21ZM201 239V238H200ZM245 239H246V241H245ZM260 239V240H259ZM221 240V241H220ZM238 240H240V242L238 241ZM254 240V241H253ZM256 240H257V242H256ZM20 241L22 242V243H20ZM230 241L231 242H233V243H230ZM261 241H263V244H262V242ZM221 242V243H220ZM223 242H224V244H223ZM256 244H258L259 243V245L258 246H256L255 245V243ZM249 243H250V245H249ZM59 243H58V240L56 239L55 240V245H56V252L54 251L53 253L54 254H58V257H59V255H62V254H64V253H66V251L68 250V247L67 246H63V244L60 246V245H58ZM67 245V243H64V245ZM226 244H230V246H228V245H226ZM232 244V245H231ZM252 245V246H251ZM255 245V246H254ZM60 247V249H59V247ZM233 246V247H232ZM251 246V247H250ZM62 247V248H61ZM64 247V248H63ZM231 248V250H230V248ZM243 247V248H242ZM29 248V249H28ZM45 248V249H44ZM67 248V249H66ZM229 248V249H228ZM243 250H242V249ZM261 248V249H260ZM64 249V250H63ZM225 249V248H224ZM258 249H259V251H258ZM1 250V249H0ZM40 250V249H39ZM60 252H59V251ZM238 250V251H237ZM246 250V251H245ZM262 250V251H261ZM10 251V250H9ZM44 251H45V254H44ZM65 251V252H64ZM237 251V252H236ZM257 251V252H256ZM236 252V253H235ZM243 252V253H242ZM245 252V253H244ZM256 252V253H255ZM260 252V253H259ZM262 252V253H261ZM61 253V254H60ZM240 253V254H239ZM36 254V255H35ZM56 254V255H57ZM228 254H230V252L228 253ZM243 254V255H242ZM260 254V255H259ZM15 255V256H14ZM45 255V256H44ZM36 256V257H35ZM248 256L249 255H246V258L247 259H249L248 258ZM260 256H262V257H260ZM13 257V258H12ZM46 258V259H45ZM49 258V259H48ZM0 259H1V252H0ZM31 259V260H30ZM246 259V260H247ZM243 260H245V259H243ZM3 260H1L0 261V263L1 264H5V262L3 263L2 262ZM33 261V262H32ZM50 263H49V262ZM30 262V263H29ZM35 262V263H34Z\"/></svg>",
  "mask_w": 264,
  "mask_h": 264
},
{
  "label": "snow or ice",
  "instance_id": "obj_4",
  "mask_svg": "<svg viewBox=\"0 0 264 264\" xmlns=\"http://www.w3.org/2000/svg\"><path fill=\"white\" fill-rule=\"evenodd\" d=\"M20 2L21 0H0V11H3L9 7L18 6Z\"/></svg>",
  "mask_w": 264,
  "mask_h": 264
}]
</instances>
